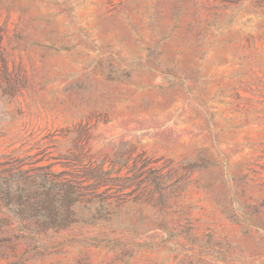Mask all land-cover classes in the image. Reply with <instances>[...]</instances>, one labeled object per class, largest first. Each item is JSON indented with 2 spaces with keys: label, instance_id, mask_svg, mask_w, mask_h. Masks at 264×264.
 <instances>
[{
  "label": "rangeland",
  "instance_id": "rangeland-1",
  "mask_svg": "<svg viewBox=\"0 0 264 264\" xmlns=\"http://www.w3.org/2000/svg\"><path fill=\"white\" fill-rule=\"evenodd\" d=\"M20 170L37 207L0 198V232L39 241L0 264H264V0H0V184Z\"/></svg>",
  "mask_w": 264,
  "mask_h": 264
},
{
  "label": "trees",
  "instance_id": "trees-1",
  "mask_svg": "<svg viewBox=\"0 0 264 264\" xmlns=\"http://www.w3.org/2000/svg\"><path fill=\"white\" fill-rule=\"evenodd\" d=\"M23 171H19L15 174H11L10 177L5 178L3 183L0 184V198H4L7 200L10 206H18L22 211L25 207L29 206L30 209H35L37 206L33 205V203H29V200L33 195L30 193L33 189H37L35 187L36 183L34 178L26 177L24 179V183L19 182L22 178ZM45 178V177H43ZM40 183L43 187L46 184V178L43 179ZM25 194L27 197H25ZM17 195L18 199L14 201V196ZM68 206V211L64 213L55 212L50 214H39L35 212L24 213L21 212L19 215L13 214L12 216L16 219H20L22 221H27L30 224L37 223L39 226H43V228H51V227H60L69 224L73 221V211L70 210ZM11 208V207H10ZM9 215H1L0 216V224L2 221H9ZM26 226V225H25ZM27 230L20 228L19 231H11L9 235H2L0 232V251L5 245H13L15 240L25 238L27 241L38 242L39 238L37 234H35L34 230L30 228L28 225Z\"/></svg>",
  "mask_w": 264,
  "mask_h": 264
}]
</instances>
